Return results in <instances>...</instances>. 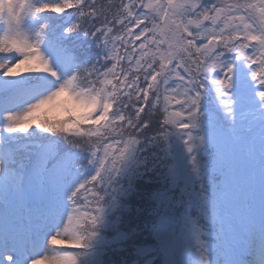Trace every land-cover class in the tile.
Here are the masks:
<instances>
[{
  "label": "snow or ice",
  "instance_id": "snow-or-ice-1",
  "mask_svg": "<svg viewBox=\"0 0 264 264\" xmlns=\"http://www.w3.org/2000/svg\"><path fill=\"white\" fill-rule=\"evenodd\" d=\"M5 258L264 264V0H0Z\"/></svg>",
  "mask_w": 264,
  "mask_h": 264
},
{
  "label": "trees",
  "instance_id": "trees-1",
  "mask_svg": "<svg viewBox=\"0 0 264 264\" xmlns=\"http://www.w3.org/2000/svg\"><path fill=\"white\" fill-rule=\"evenodd\" d=\"M119 2V0H117V3ZM214 2H220V0H214ZM53 15H55V14H53ZM129 51H131V48H129L128 49ZM121 51H123V50H121ZM124 67L125 68H129V67H131L130 65H128L127 63H125L124 64ZM162 118V112L160 111V109H157V113L152 117V119L154 120V121H156V120H159V119H161Z\"/></svg>",
  "mask_w": 264,
  "mask_h": 264
},
{
  "label": "rangeland",
  "instance_id": "rangeland-1",
  "mask_svg": "<svg viewBox=\"0 0 264 264\" xmlns=\"http://www.w3.org/2000/svg\"><path fill=\"white\" fill-rule=\"evenodd\" d=\"M229 2H230V0H229ZM45 247H47V246L45 245ZM44 254H46V253H41V255H44ZM5 264H8L7 258H5Z\"/></svg>",
  "mask_w": 264,
  "mask_h": 264
}]
</instances>
